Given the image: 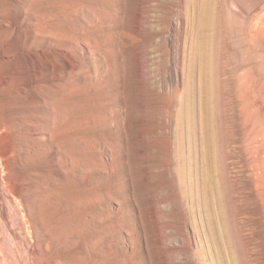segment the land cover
I'll return each mask as SVG.
<instances>
[{
  "label": "rangeland",
  "instance_id": "rangeland-1",
  "mask_svg": "<svg viewBox=\"0 0 264 264\" xmlns=\"http://www.w3.org/2000/svg\"><path fill=\"white\" fill-rule=\"evenodd\" d=\"M194 1L0 0V264H264V0L207 80Z\"/></svg>",
  "mask_w": 264,
  "mask_h": 264
},
{
  "label": "bare ground",
  "instance_id": "bare-ground-1",
  "mask_svg": "<svg viewBox=\"0 0 264 264\" xmlns=\"http://www.w3.org/2000/svg\"><path fill=\"white\" fill-rule=\"evenodd\" d=\"M210 1L211 0H196V1H194L193 5H194V9H196V11H197V16L195 19H193V20L191 19L194 23V25H193L194 26L193 37L195 40V42H193L194 43V46H193L194 56H193V60L191 63H192V66H194L196 61L198 62V60H199L201 62L200 66H201V69L203 72L201 70L200 71L202 72V78H205V79L209 77L208 76V66H209L210 60H211V53L209 52L210 49L208 47V44L210 43L211 39H210L209 35L207 34V30L211 24L209 17L207 16L209 11H210V8H209ZM196 11H195V13H196ZM5 33H6V31L4 28V21L1 19L0 20V63L7 62L13 56V54H11L9 49L2 42V38L4 37ZM206 80H205V83H207ZM8 83H9V78H8V75L5 74V75H3L2 79L0 80V91L5 92V90H3V89H5L8 86ZM207 87L208 86L206 85V88ZM6 128H7L6 124L4 122H0V134L3 133L6 130ZM9 153H11V152H8V150L6 152V151H2L0 149V186H1V183H3L4 172L7 169V160L11 156V154H9ZM1 187H0V189H1ZM1 191H2V189H1ZM18 195H19V193H18ZM0 200H1V208L4 212H6L5 203L3 202V194L1 192H0ZM7 223H8V226L11 225L9 220ZM11 233H13V235L14 234L17 235L13 231H11ZM11 253L14 254V256H16V253H13V252H11Z\"/></svg>",
  "mask_w": 264,
  "mask_h": 264
}]
</instances>
